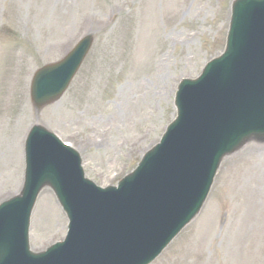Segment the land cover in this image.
<instances>
[{"label": "rangeland", "instance_id": "374dc122", "mask_svg": "<svg viewBox=\"0 0 264 264\" xmlns=\"http://www.w3.org/2000/svg\"><path fill=\"white\" fill-rule=\"evenodd\" d=\"M231 2L157 0L156 40L134 68L146 0H0V202L22 187L25 138L36 123L77 148L97 184L131 172L175 118L180 80L224 49ZM89 33L94 46L69 90L36 110L33 72ZM67 225L46 188L32 215V248L63 239ZM152 264H264V143L224 159L199 215Z\"/></svg>", "mask_w": 264, "mask_h": 264}, {"label": "water", "instance_id": "95a60500", "mask_svg": "<svg viewBox=\"0 0 264 264\" xmlns=\"http://www.w3.org/2000/svg\"><path fill=\"white\" fill-rule=\"evenodd\" d=\"M264 0H235L227 47L198 80L180 85L178 117L161 144L119 188L85 178L79 154L42 125L27 140L22 192L0 206V264H148L200 212L223 158L254 138L264 141ZM255 34V39H252ZM93 42L39 69L32 100L41 109L58 99ZM51 186L70 218L67 239L47 252L29 243L30 215Z\"/></svg>", "mask_w": 264, "mask_h": 264}, {"label": "bare ground", "instance_id": "6f19581e", "mask_svg": "<svg viewBox=\"0 0 264 264\" xmlns=\"http://www.w3.org/2000/svg\"><path fill=\"white\" fill-rule=\"evenodd\" d=\"M157 0H146V9L140 14V21L134 48L132 51V66L139 68L150 56L153 43L156 40L155 23L157 17L156 10ZM149 2V5H148ZM10 151L11 145H10ZM207 221V220H205Z\"/></svg>", "mask_w": 264, "mask_h": 264}]
</instances>
